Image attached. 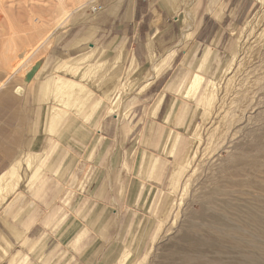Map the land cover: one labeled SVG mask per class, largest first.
<instances>
[{"label":"rangeland","instance_id":"374dc122","mask_svg":"<svg viewBox=\"0 0 264 264\" xmlns=\"http://www.w3.org/2000/svg\"><path fill=\"white\" fill-rule=\"evenodd\" d=\"M124 1L0 0V264H85L87 243L157 264L210 210L264 217V0H183L149 64L128 56ZM194 71L212 105L186 94Z\"/></svg>","mask_w":264,"mask_h":264},{"label":"bare ground","instance_id":"6f19581e","mask_svg":"<svg viewBox=\"0 0 264 264\" xmlns=\"http://www.w3.org/2000/svg\"><path fill=\"white\" fill-rule=\"evenodd\" d=\"M168 59L169 55L165 57V63L168 62ZM151 80L153 81L154 79ZM203 80L204 76L199 72H195L188 83L186 94L199 91V103L202 105L205 103L212 105L217 94L214 89V81L210 80L205 85H202ZM52 83H54L53 80ZM70 83L62 85V87H71L73 82ZM215 84L217 85L218 83ZM194 93H192L193 96H195ZM162 100L163 95L156 102L155 106L159 105ZM27 155V160L35 156L31 152ZM151 162L153 161L151 160ZM205 207L208 209L206 204ZM210 211L211 218L214 220L213 223L204 224L194 220L188 224H184L181 227V233L174 236L173 241H170L158 257L157 264H264L263 216L251 212L245 218L239 214H236L235 217H230L229 214H226L220 219L215 211Z\"/></svg>","mask_w":264,"mask_h":264},{"label":"crops","instance_id":"0c3cea01","mask_svg":"<svg viewBox=\"0 0 264 264\" xmlns=\"http://www.w3.org/2000/svg\"><path fill=\"white\" fill-rule=\"evenodd\" d=\"M122 7L126 8L125 13L122 17L117 16V18H119V24L126 26L123 34L128 47V56L131 60L133 59L140 64H149L152 56L156 53L161 54L160 51H163L166 42L174 39V23L179 21V15L176 14L183 7V0H125ZM175 52L177 53V49H175ZM176 53L170 59L168 69L171 67ZM159 76L153 74L152 79L154 80L151 82L153 83ZM98 204L99 200L95 203L96 208H98ZM44 222L49 223L50 227H45ZM57 224L58 222L46 219V221L42 220L40 223L34 224L30 230H36L38 226L40 232L50 235ZM59 225L57 232L59 231L60 240L65 243L64 245L70 247L75 241L71 239V233L76 229V231H80V228L77 225L76 229H73L75 222H69L68 220ZM87 244L83 246V254L87 255L85 264H108L106 261L108 251L106 250L110 247V244L107 243L104 246ZM102 248L104 249L103 252ZM109 256H112L111 253L107 257Z\"/></svg>","mask_w":264,"mask_h":264},{"label":"built area","instance_id":"2783aa9c","mask_svg":"<svg viewBox=\"0 0 264 264\" xmlns=\"http://www.w3.org/2000/svg\"><path fill=\"white\" fill-rule=\"evenodd\" d=\"M101 9H102V6L99 5V6L95 7L94 11L101 10Z\"/></svg>","mask_w":264,"mask_h":264}]
</instances>
